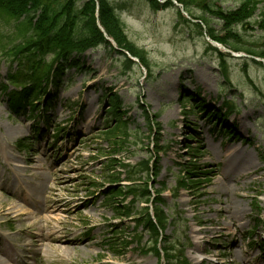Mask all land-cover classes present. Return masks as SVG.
<instances>
[{
    "label": "rangeland",
    "instance_id": "obj_1",
    "mask_svg": "<svg viewBox=\"0 0 264 264\" xmlns=\"http://www.w3.org/2000/svg\"><path fill=\"white\" fill-rule=\"evenodd\" d=\"M257 1L256 8L259 11L255 12L253 21H258L264 12V0ZM109 2L122 7L127 41L144 51L148 74L138 64L126 68V62L119 54L109 52L103 46L86 52L85 68L88 67L90 72L82 73L74 68L65 71L63 83L66 82L67 88H60L58 97L52 102L53 108L47 113L51 116L50 128H46L47 133L43 138L27 143L30 145L28 152L17 149L14 143L22 138L32 139L30 131L32 128H42L43 119L36 117L31 127L23 114L18 115L17 120L9 118L8 108L0 93V165L4 162L2 153H11L14 158L12 164L17 166L32 167L34 164V174L29 175V171L22 173L24 178L19 190L31 194V202L39 206L44 205V196L52 197V203L65 204L64 208L61 206L65 213L56 212L59 216L51 220L66 216L69 223L64 227L69 229L65 238L72 240L69 238L83 236L77 242L81 245L75 247H81L84 243L91 245L76 248L68 257H64L71 260V264H102L110 261L114 264H160L150 253L149 237L145 230L136 229L130 219L117 217L111 205L120 208L118 205L128 201L127 196L123 195L125 185L119 163L151 161L156 155L152 136L153 140L156 137L161 150L156 156V168L159 167L160 172L158 178H152L150 191L157 192L165 187V192H160L167 205L165 211L178 218V226L169 225L165 235L178 246H184L182 264H201L198 262L201 254L214 261L202 264H244L245 258L251 260L252 264H260L257 245H246L243 238L253 232L256 242H264L261 240L262 228L253 231L256 221L264 222V71L240 53L237 54L238 59L225 57L224 66L221 67L219 55L208 50V43L199 31L197 34L198 29L194 25L185 26L182 23L177 10L167 8L152 11L145 0ZM240 2L219 0L216 5L228 11L237 9ZM193 13L200 14L197 10H193ZM205 17L209 28L218 38L227 36L220 21L212 15ZM9 23L0 15V53L6 48V40L2 35L14 31ZM235 32L238 35L235 42L238 44L246 41V46L253 51L264 49V21L260 27L252 22L249 28L237 27ZM12 68H15L14 65ZM222 69L227 72L229 69V74L223 77ZM7 70V66L0 62V86L4 83ZM227 77L230 84L225 83ZM182 86L188 93L197 92L205 101L216 105H221L222 101L230 102L235 111L229 120L232 123L234 119L238 135L249 141L239 144L238 138L228 140L211 131L213 128L203 122L202 113L197 110L193 114H186L192 104L180 99ZM106 93H114L121 102L120 109L128 111L126 115L134 120L129 126L132 131L130 138L123 144L121 138L110 142L100 135L105 130L103 114L107 109L104 100ZM65 103H76L72 107L74 113ZM138 103L143 104V109ZM144 112L150 119L157 117L160 133L157 134L153 127L148 126L143 118ZM54 126L63 129V132L55 134ZM192 129L200 133L197 143L184 140L188 139L186 135ZM184 145L201 149V157L196 164L200 169L196 171L199 174H194L200 178L201 175L207 176V180H203V176L195 182V187L200 189L198 192L192 189L179 191L175 199L170 191L184 169L176 164L187 159L181 154ZM72 150L75 154L69 163L59 165L66 161V154H72ZM105 157L114 161L110 171L106 169L109 160ZM230 161L236 164V170H231ZM52 170V178L48 177L47 181L45 176ZM5 171L0 168V176L7 178L10 184L8 169ZM227 173L230 177H227ZM223 178L233 190V193H229L230 197L222 193ZM111 180L114 185L110 184ZM111 188L118 190V194L108 202L105 195ZM6 203L13 208V216L21 215L20 219L25 223L39 216V213L29 211L32 209L26 205L4 198L0 193V212L1 205ZM231 203L230 213L239 209L236 212L237 227L224 211H220ZM257 207L263 212L258 211ZM46 215L41 210V216ZM10 220L14 221L12 216L0 223L8 221L12 225V239L18 237L19 228L29 231L27 226L19 227ZM72 229H77V237L70 236ZM82 230L83 233L78 235ZM112 231L115 232L112 243L118 245L117 251H113L106 243ZM31 240L34 241L35 237ZM123 241L128 242L125 244L127 248L121 247ZM39 249H43L41 255H56L44 247Z\"/></svg>",
    "mask_w": 264,
    "mask_h": 264
},
{
    "label": "trees",
    "instance_id": "obj_2",
    "mask_svg": "<svg viewBox=\"0 0 264 264\" xmlns=\"http://www.w3.org/2000/svg\"><path fill=\"white\" fill-rule=\"evenodd\" d=\"M83 0H0V15L4 16L10 28L15 29L16 35L6 34L2 37L6 40L8 57H16L23 54L29 56L43 57L51 54V58L64 59L72 52L82 53L88 48L99 45L107 46L103 35L97 28V23L103 29L106 36L111 38L119 47L126 49L137 57L142 65L147 67L145 54L135 49L127 41L124 27L115 14L114 8L107 0H97V17L95 16V4L93 0L82 3ZM152 8L156 7L155 0H146ZM192 18L198 19L206 24L203 17H194L190 8H196L205 13L212 14L222 23V28L227 34L225 38H217L214 34L208 35L223 44L227 43L234 51H242L246 54L264 59V49L253 51L247 45L248 42L238 44L235 39L237 27L243 29L250 27V21L255 15L258 5L257 0H241L240 6L233 11H222L216 6L219 0H177ZM81 3V4H80ZM264 9L262 10V12ZM264 21V12L260 14L259 20L255 21L260 27ZM19 37V42L15 37ZM229 39L233 41H229ZM5 50V49H3ZM6 52V53H7ZM5 53V54H6ZM31 61V60H29ZM128 63H131L127 61ZM36 68L49 73L52 62L35 64ZM36 70V69H35ZM232 109V108H231ZM121 125H116L112 130L119 134ZM156 209V208H155ZM155 218L160 226L166 224L167 219L156 210ZM170 250L167 249V257ZM171 261V260H169Z\"/></svg>",
    "mask_w": 264,
    "mask_h": 264
},
{
    "label": "bare ground",
    "instance_id": "obj_3",
    "mask_svg": "<svg viewBox=\"0 0 264 264\" xmlns=\"http://www.w3.org/2000/svg\"><path fill=\"white\" fill-rule=\"evenodd\" d=\"M230 158L235 159L234 157H230ZM229 166H230L231 170H236V167H235L236 164L233 161H230ZM18 171H21V170L20 169H13V173H17ZM48 177H49V175H48ZM227 177H230V175L228 173H227ZM223 180H224L223 181L224 184L223 183L221 184V187L223 188L222 193H224L230 197L231 195L229 193H230V191L233 193V190L229 187V183L227 182V180H225L224 178H223ZM0 188H1V186H0ZM20 204H23V202H20ZM231 206H232V203L230 205L226 206L225 208H222L220 211L221 212L224 211L230 217V219L233 221V223L237 225L238 221L236 218V212L239 211V209L236 210L234 213H230L231 209L229 210V208ZM14 210H18V209L15 208ZM12 213H13V208L11 207L10 204H6V205L1 206L0 218H3V219L9 218ZM48 233H49L50 237L49 238L46 237V239H47V241H49V246L53 250L59 251L62 254L72 251L68 247H60L58 245V244H61V235L63 234L62 228L50 226V227H48ZM2 255H3V251L0 248V256H2ZM112 264H114V263H112Z\"/></svg>",
    "mask_w": 264,
    "mask_h": 264
}]
</instances>
